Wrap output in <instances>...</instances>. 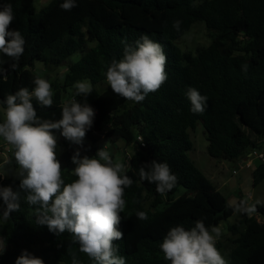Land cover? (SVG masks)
<instances>
[{
	"label": "trees",
	"instance_id": "1",
	"mask_svg": "<svg viewBox=\"0 0 264 264\" xmlns=\"http://www.w3.org/2000/svg\"><path fill=\"white\" fill-rule=\"evenodd\" d=\"M10 3L14 20L9 31L20 30L26 40L25 52L16 70H10V58L0 54V107L4 99L22 87L34 89L35 63L45 68L61 67L71 55L82 57L55 86L51 108L32 103L41 120L61 118L60 89L90 80L96 86L106 81V70L113 59L123 56L125 43L147 34L160 43L167 57L168 79L162 87L136 103L116 95L110 85L103 92L92 89L86 98L95 110L93 126L86 136L93 145L95 134L103 133L112 143L122 140L136 152L127 158L123 174L133 181L125 188L126 207L120 213L118 230L123 238L114 241L118 255L126 264H171L163 257L160 244L174 226L186 229L202 220L211 229L221 218L233 214L228 199L203 175L188 156L193 145L189 130L200 126L208 142V154L215 159L239 161L252 149L261 150L264 140V0H75L71 11L61 9L64 0H51L36 10L34 0H0ZM2 10V9H0ZM182 21L180 31L173 22ZM203 21L214 34L213 43L196 54L184 52L178 41L193 24ZM11 39V38H8ZM247 65V72L243 66ZM193 87L207 96L205 112L193 114L186 96ZM80 103L85 98L76 95ZM62 130H53L61 135ZM103 147L87 149L95 156ZM93 156V157H94ZM111 157L114 160L113 155ZM98 158V157H97ZM156 160L166 162L178 177L176 186L166 195L156 191V184L142 181L139 169ZM66 183L76 179L70 171L69 154L61 157ZM13 165L16 167L15 159ZM254 187L264 180V163L252 172ZM20 180L0 179V185L19 190ZM23 195V193H22ZM3 205L0 199V206ZM147 213V220L136 213ZM255 215L264 218V207L257 205ZM235 237L227 264H264V226L257 220H244L228 228ZM0 240L6 252L0 264H15L23 250L42 258L44 264H72L71 247L79 264H93L71 244L68 232L57 235L46 225L36 223L34 206L23 197L19 211L5 222L0 219Z\"/></svg>",
	"mask_w": 264,
	"mask_h": 264
},
{
	"label": "clouds",
	"instance_id": "2",
	"mask_svg": "<svg viewBox=\"0 0 264 264\" xmlns=\"http://www.w3.org/2000/svg\"><path fill=\"white\" fill-rule=\"evenodd\" d=\"M60 7L71 11L76 7L75 0H64ZM0 9V54L10 58L9 69L16 70L24 55L26 40L20 30L9 31L14 20L12 5L0 4ZM181 23L180 20L173 22L177 32ZM166 65L167 57L162 45L144 34L134 46L125 43L122 58L113 59L107 67L106 81L116 95L140 103L166 82ZM9 69L0 68V72ZM243 70L247 72V65ZM33 83L35 87L31 91L22 87L3 101L6 107L3 122H0V138L14 150L16 169L13 175L20 179V184L16 191L11 185H0V199L3 201L0 219L7 222L12 212L19 211L23 197L29 206H34L37 224L46 225L57 235L68 232L70 243L79 245V252L86 254L93 264H126L125 257L117 254L118 246L114 244L123 238V232L118 230L120 213L126 207L125 188L133 183L128 175L123 174L125 165L113 161L105 150L106 144L91 158L81 156L77 148L71 157L75 167L70 171L76 179L66 183L63 173L68 170L62 169L57 159V138L53 130H62L61 135L70 144L82 148L86 133L93 126L95 110L86 100L92 93L91 83L78 81L73 85L76 95L84 97L85 102L66 99L61 105V118L56 121L41 120L32 103L35 98L41 107H52L54 93L51 83L39 76ZM186 96L193 114L205 112L207 96L193 87L187 89ZM8 176L0 173V179ZM139 177L142 181L155 183L156 191L162 196L178 181L166 162L156 160L143 164ZM250 199L228 201L227 206L233 209L234 214H245L251 218L261 201L250 203ZM136 215L140 220L148 219L143 211ZM221 235V227L213 226L209 230L202 220H196L190 229L183 225L172 227L160 249L164 259L171 264H227L216 246ZM5 252L6 245L0 240V256ZM68 254L72 256V264H79L71 247ZM15 264H44V260L23 250Z\"/></svg>",
	"mask_w": 264,
	"mask_h": 264
},
{
	"label": "rangeland",
	"instance_id": "3",
	"mask_svg": "<svg viewBox=\"0 0 264 264\" xmlns=\"http://www.w3.org/2000/svg\"><path fill=\"white\" fill-rule=\"evenodd\" d=\"M50 1L51 0H34L36 10L39 11L48 5ZM213 40L214 34L208 31L203 21H198L193 24L191 29L185 33L184 36L176 41V44L180 47V49H182V51L196 54L198 49L208 48L213 43ZM82 55L83 52L78 51L77 53L68 57L61 67L45 68L42 63L36 62L33 72L39 77L48 80L52 85V90L54 93L55 86L57 84L62 85L65 72H68L69 66L75 64L82 57ZM83 81H88L91 83L90 80ZM91 85L92 89L94 88L98 92H103L109 84L107 81H103L96 86H94L92 83ZM75 90L76 89L73 86L68 87L66 90L60 89L63 100L65 101L66 99H72ZM3 112L4 109L0 107V122H3ZM107 129L108 128H106V130ZM106 130L103 133L95 134V137L98 141V143L95 145H93L86 136L84 140V146L82 148L79 145L70 144V142L67 141L62 135H55L57 138V159L61 162V157L67 153L69 154L71 161V157L77 148L80 149L81 156L88 155L91 158L94 155L87 149V146L104 147L106 144L105 150H107L110 155H113L115 162L119 161L123 163L127 169V158L136 152V148L134 146L126 147L122 140L116 142L115 144L112 143L105 136ZM188 132L193 145L192 149L188 152V156L196 164L208 181L227 197L228 201H239L245 197H250V203L260 200L261 203L258 206L264 207V180L254 187L251 173L253 165L250 167L240 164V160L230 161L212 158L207 151L208 142L206 140L203 128L197 126L194 130L190 129ZM260 149L261 152L264 151L262 143ZM13 152V148L3 141L2 138H0V173L8 174L9 176L7 178H17L13 175L16 169V167L13 165ZM253 160L254 161H252V163H255V166L264 163V161L261 160ZM72 167H75L73 163ZM244 220H257L264 226V218L260 216L254 214L251 218H249L245 214H234V212L233 214H228L221 218L218 223V226L222 229V235L217 241L216 246L225 259H228V255L233 246L232 241L235 238L229 232L228 228L229 226H232L233 224H239Z\"/></svg>",
	"mask_w": 264,
	"mask_h": 264
},
{
	"label": "built area",
	"instance_id": "4",
	"mask_svg": "<svg viewBox=\"0 0 264 264\" xmlns=\"http://www.w3.org/2000/svg\"><path fill=\"white\" fill-rule=\"evenodd\" d=\"M130 157V156H128ZM253 159L264 161V151L261 152V150L253 149L250 150L247 158L245 161H241L240 164L251 166ZM242 166V165H241ZM236 173V172H234Z\"/></svg>",
	"mask_w": 264,
	"mask_h": 264
},
{
	"label": "crops",
	"instance_id": "5",
	"mask_svg": "<svg viewBox=\"0 0 264 264\" xmlns=\"http://www.w3.org/2000/svg\"><path fill=\"white\" fill-rule=\"evenodd\" d=\"M261 143H262V147H263V150H264V140H262ZM248 154H249V152H247L246 157H244V158H243L242 160H240L239 162H241V161H245L246 158H247V156H248ZM252 165H253V168H254V167H255V163H252L251 166H252ZM251 166H250V167H251ZM253 168L251 169V173H252L253 170H254ZM125 169H126V168H125ZM252 182H253V179H252Z\"/></svg>",
	"mask_w": 264,
	"mask_h": 264
}]
</instances>
